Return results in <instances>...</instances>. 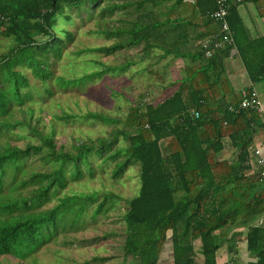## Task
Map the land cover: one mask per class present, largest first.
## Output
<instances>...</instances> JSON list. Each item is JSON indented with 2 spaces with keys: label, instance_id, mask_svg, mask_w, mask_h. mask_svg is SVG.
<instances>
[{
  "label": "trees",
  "instance_id": "trees-1",
  "mask_svg": "<svg viewBox=\"0 0 264 264\" xmlns=\"http://www.w3.org/2000/svg\"><path fill=\"white\" fill-rule=\"evenodd\" d=\"M182 4L183 0H0V35L7 39L8 48L0 56V255L24 261L64 231L76 230L90 205H95L94 217L114 206L122 197L114 191L68 189L85 172L94 176L91 157L97 154L104 161L114 160V178L129 166H140V189L129 199L123 217L124 260L158 264L166 244L171 243L174 264H196L194 241L200 239L203 264H218L221 239L237 226H245L248 247L259 255L249 264H264V229L254 224L264 213V164L254 170L251 162L263 116L255 108L229 109L243 97L242 91L233 89L224 67L235 42L211 56L205 48L182 50L191 38L188 25L194 22L169 16ZM198 5L191 4L194 9ZM96 12L101 18L96 31L114 40L86 49L109 55L135 47L144 58L161 48L160 58L172 55L186 64L174 82V92L164 99L152 103L141 93L143 100L134 101L125 116L89 110L86 118L111 124L108 134L76 137L70 148L58 147L56 125L47 128L50 122L46 124L41 114L35 118L34 91L23 70L30 68L42 80L44 91L52 94L49 82L53 77L62 88H79L96 76L127 69L130 61L119 66L101 62L102 66L80 76L55 74L54 62L75 36L59 25V19L72 21L74 13L91 18ZM117 12L128 17L112 20ZM209 15L205 24L215 20ZM227 19L232 31L236 30L239 15L233 4ZM212 34L210 40L218 39L220 30L214 28ZM204 36L197 34L195 40ZM258 45L264 47V38ZM246 48L241 56L253 83L264 80V51L254 54L256 62L249 59ZM102 87L112 96L119 94L113 84L103 81ZM16 106L20 115H16ZM76 115L52 113L53 118L66 120ZM21 139L25 142L20 144ZM225 152L236 157H221ZM37 158L40 164L30 165Z\"/></svg>",
  "mask_w": 264,
  "mask_h": 264
},
{
  "label": "rangeland",
  "instance_id": "rangeland-1",
  "mask_svg": "<svg viewBox=\"0 0 264 264\" xmlns=\"http://www.w3.org/2000/svg\"><path fill=\"white\" fill-rule=\"evenodd\" d=\"M116 16L124 18L127 15L117 12L111 16V19L113 20ZM106 20L111 23L117 22L107 18ZM100 21L98 12L91 18L82 19L74 13L72 21H67L63 17L59 19V25L74 31L75 36L72 41L65 43L63 54L58 61L54 62L53 70L56 75L75 77L99 68L102 66L101 62L119 66L130 61L128 68L124 71L109 72L103 78L96 76L79 88H62L53 77L49 82L53 93L48 94L44 91L42 80L33 76L30 68L23 70L29 76L31 89L34 91L31 101L36 107L35 118L41 114L46 124L50 122L47 128L50 124L56 125L58 132L55 141L58 147L65 144L67 148H70L76 137L96 138L99 135L108 134L111 124L101 119L86 118L85 115L89 110L125 116L134 101L143 100L140 97L141 93L145 94L144 100L156 103L174 92L177 87L174 82L181 76L182 60L178 62L172 55L160 58L163 52L161 48L153 49L150 56L144 58L141 49L135 47L123 48L109 55L86 49L113 42L114 38L96 31ZM6 44L7 39L0 35V56L8 49ZM103 81L118 88L119 94L112 96L106 88L102 87ZM41 106L42 110L39 109ZM63 111L77 115L70 120L52 117L53 112L61 114ZM16 115H20L17 106ZM10 137L14 139L12 134ZM18 142L21 144L25 140L21 139ZM120 144H124V141L120 140ZM162 147L164 153H167L168 149L164 141H162ZM221 157L233 159L236 155L225 152ZM91 160L95 167L94 176H89L85 172L84 178L81 181H72L68 189L88 192L114 191L122 197L116 200L107 213L96 217L92 215L95 205H90L76 230L64 231L58 238L46 242L33 257L23 261L10 255H0V264H34V261L41 264H137L131 258L124 260L122 238L125 230L123 217L128 209L129 199L137 195L140 189V166L139 164L129 166L121 177L114 178L111 175L114 160L104 161L102 156L97 154H94ZM40 162L38 158L32 159L30 165H39ZM168 245L167 243L166 246ZM98 255L106 256L107 259H95L94 257Z\"/></svg>",
  "mask_w": 264,
  "mask_h": 264
},
{
  "label": "crops",
  "instance_id": "crops-1",
  "mask_svg": "<svg viewBox=\"0 0 264 264\" xmlns=\"http://www.w3.org/2000/svg\"><path fill=\"white\" fill-rule=\"evenodd\" d=\"M230 1L231 4L237 8L239 19L236 21V30H233L235 37L234 46L224 61L226 75L235 91H243L245 88L254 87L259 92L260 98L264 103V80L253 83L244 59L241 56V51L246 48V46L245 52L248 54L251 61L254 59V54L264 51V47L262 48L258 45L260 40L264 38V0ZM194 3L199 4L195 9L191 6V4ZM170 4H172V1ZM216 7L217 0H183V4L177 6L175 12L169 13V16L176 21L187 20V22H194V26L190 27V25H188L191 38L190 42L182 47L183 51L189 52L197 47L202 49L203 43L208 39H212L214 28L219 31V24L217 21L213 20L208 24L204 23L207 21H203L208 20L206 16ZM200 16L202 19H200ZM197 34L205 36L195 40ZM176 60H178V62L182 60L183 69L186 61L178 57ZM254 60L257 62L256 59ZM256 64L257 63H255V65ZM177 80L178 79H176L175 82ZM260 158L264 159V118L260 119L254 144L251 149V162L254 164V170L259 167L258 159ZM254 224L264 229V213L257 217ZM234 231H237V235L235 236H233L235 234ZM228 239L233 240V243H231L233 249L230 248ZM247 240L248 227L237 226L235 229L231 230L227 237L221 239V247L217 252V263L249 264L250 262H256L259 259V255L249 249ZM168 244L169 245L165 246L164 251L161 253L158 264H174L172 244ZM201 244L200 239L194 241L195 250L197 252L195 257L196 264H203L204 262V256L201 253Z\"/></svg>",
  "mask_w": 264,
  "mask_h": 264
},
{
  "label": "built area",
  "instance_id": "built-area-1",
  "mask_svg": "<svg viewBox=\"0 0 264 264\" xmlns=\"http://www.w3.org/2000/svg\"><path fill=\"white\" fill-rule=\"evenodd\" d=\"M231 1L230 0H217V7L210 13V16L214 18L219 24L220 35L218 39L210 40L208 39L202 45L205 48V54L207 56H211L217 49L221 47H226L235 42V37L232 29L230 28L229 21L227 16L230 11ZM242 100L240 103L235 105H229L230 110L239 111L243 108H255L257 109L264 118V103L260 98L259 92L253 88L250 91L243 90L242 91ZM199 113L196 112V116ZM258 164L263 165L264 159H258ZM264 175V170L262 171Z\"/></svg>",
  "mask_w": 264,
  "mask_h": 264
},
{
  "label": "clouds",
  "instance_id": "clouds-1",
  "mask_svg": "<svg viewBox=\"0 0 264 264\" xmlns=\"http://www.w3.org/2000/svg\"><path fill=\"white\" fill-rule=\"evenodd\" d=\"M4 256H6V255H4ZM11 256V255H10ZM15 258V257H14ZM18 259V258H17Z\"/></svg>",
  "mask_w": 264,
  "mask_h": 264
}]
</instances>
